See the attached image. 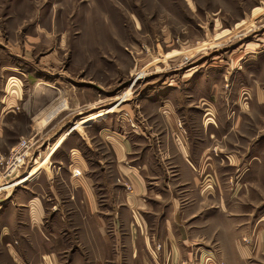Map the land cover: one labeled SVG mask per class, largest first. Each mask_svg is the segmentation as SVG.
Returning a JSON list of instances; mask_svg holds the SVG:
<instances>
[{"label": "crops", "instance_id": "crops-1", "mask_svg": "<svg viewBox=\"0 0 264 264\" xmlns=\"http://www.w3.org/2000/svg\"><path fill=\"white\" fill-rule=\"evenodd\" d=\"M4 50L16 55L0 44V53ZM249 54L239 66L209 65L210 74L193 85V98L210 102L215 116L205 119L200 103L191 108V132L201 134L191 137V147L178 136L179 115L156 113L166 120L164 141L179 152L182 176L169 175L165 167L157 172L150 145L151 151L140 154L136 135L127 137L109 125L97 134L114 154L104 184L89 173L84 149L92 147L89 138L74 141L69 131L55 138V132L54 140L43 142L39 173L0 194V264H264V202L244 204L245 197H255L256 183L264 182V49ZM229 69L232 89L223 96L217 93L223 79L217 85L210 76L227 80ZM15 71L0 56V132L17 113L19 95L5 93L2 81L16 77ZM235 92L243 99L235 100ZM164 99L158 98L161 105ZM45 118L50 124V116ZM213 138L220 146L216 156L210 152ZM202 177L217 185L199 186ZM174 178L186 182L191 205H183V196L170 187ZM232 180L236 184L229 186Z\"/></svg>", "mask_w": 264, "mask_h": 264}, {"label": "rangeland", "instance_id": "rangeland-1", "mask_svg": "<svg viewBox=\"0 0 264 264\" xmlns=\"http://www.w3.org/2000/svg\"><path fill=\"white\" fill-rule=\"evenodd\" d=\"M0 44L16 52L0 53L16 68V77L2 79L4 91L19 95L17 113L6 118L0 132V154L7 159L20 140L31 143L19 176L6 177V184L31 172L33 179L42 168L37 154L43 142L67 131L74 141L79 135L92 141L84 148L89 173L100 175L104 184L114 154L97 134L108 125L127 137L136 135L140 154L151 151L150 145L157 172L163 174L165 167L169 175L182 176L179 152L164 141L169 140L166 120L156 113L179 115L178 136L188 146L192 136L200 138L199 131L191 132V108L200 103L208 120H214L215 109L198 95L193 98L192 87L210 74L209 65L239 66L242 56L264 49V0H0ZM233 72L229 69L227 80L220 72L210 76L217 85L223 79L217 93L226 96L227 90L230 96ZM243 96L234 94L238 101ZM216 140L210 149L214 156L220 154ZM202 178L201 187L217 185ZM169 185L183 196V205H191L186 182L174 178ZM253 190L255 197H243L245 205L264 202V182Z\"/></svg>", "mask_w": 264, "mask_h": 264}, {"label": "built area", "instance_id": "built-area-1", "mask_svg": "<svg viewBox=\"0 0 264 264\" xmlns=\"http://www.w3.org/2000/svg\"><path fill=\"white\" fill-rule=\"evenodd\" d=\"M30 149V140L22 139L13 149L11 155L7 159L0 157V187H2L0 189L2 191H6L9 190V188L18 187L24 184V182H21L22 178L14 179L10 183L6 184L7 181H5V178L10 175L19 176L20 169L28 159Z\"/></svg>", "mask_w": 264, "mask_h": 264}]
</instances>
